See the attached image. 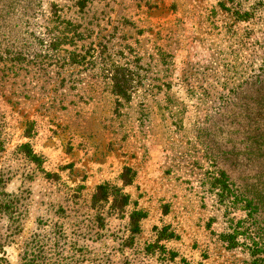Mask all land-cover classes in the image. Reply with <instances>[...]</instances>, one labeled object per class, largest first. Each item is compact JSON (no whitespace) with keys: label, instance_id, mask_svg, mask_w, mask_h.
Wrapping results in <instances>:
<instances>
[{"label":"rangeland","instance_id":"1","mask_svg":"<svg viewBox=\"0 0 264 264\" xmlns=\"http://www.w3.org/2000/svg\"><path fill=\"white\" fill-rule=\"evenodd\" d=\"M76 1L0 0V178L22 197L23 240L40 222L62 228L67 264H252L264 149L232 117L258 112L248 96L264 77V0ZM118 77L126 99L112 94ZM104 183L129 196L124 215L90 206ZM134 211L145 216L124 251ZM8 226L0 215V236ZM150 244L174 260L147 259Z\"/></svg>","mask_w":264,"mask_h":264},{"label":"trees","instance_id":"2","mask_svg":"<svg viewBox=\"0 0 264 264\" xmlns=\"http://www.w3.org/2000/svg\"><path fill=\"white\" fill-rule=\"evenodd\" d=\"M75 5L77 8L83 9L85 2L84 0H78ZM5 27L6 26H4V29ZM62 41L64 42V40ZM71 56L76 57L75 52H73ZM1 58L4 60L6 56L1 55ZM261 69V73H264V67ZM119 72L115 71V74H119ZM109 82L111 83L110 85L113 91L112 94L114 96L120 99L127 98V90L130 88L128 87L129 82L126 81L124 77L113 78L110 79ZM248 97L250 98V101L255 104L254 107L257 108L258 112L250 116L248 112L244 110L243 114H241V112L239 114H234L232 121H239L238 123L241 126L240 129H243L244 132L248 133L249 139L253 143H249L251 148H254L255 151L259 152L264 149V77L261 78L259 86H257L254 92ZM243 104V106H249L247 103ZM28 133L29 129L26 131L27 137L29 136ZM18 150L21 152L26 162H29L34 165L36 169L43 172L46 180L55 181L57 177L56 174L45 172L42 169L43 161L41 157L33 152L29 144H21L18 147ZM259 160H262L261 156L259 157L255 152H253L252 165L254 161ZM263 172L264 171L257 170V173H253L252 179L260 180L256 177H259ZM129 173V169H124V175L121 176L122 181L126 185L131 183ZM228 178L229 177L227 176L223 177L225 180L221 181L224 188H227L226 185L228 183ZM8 181L9 180L7 179L3 180L0 178V215L4 217L9 224V226L6 227V234L4 236H0V264H67L65 262L67 261V258L60 256L62 253H58L60 247L57 246V244L59 241L64 240V236L62 235V228L57 224L52 225L48 228V231H45L46 226H42V224L38 222L35 229L36 233L32 234L27 240H23L24 228L22 221L25 215V209L22 205H20L23 200L20 195H15L5 191L7 185L9 184ZM258 183L262 182H255L256 187H258ZM258 189L259 188H257V191ZM109 204L110 206L107 208L108 211L107 213L105 212V214L109 217L115 214L117 216H122L125 214V209L129 205V196L124 194L122 190L111 187L106 183L97 186L95 193L91 196L90 206L97 210L99 213L98 218L103 216L105 207ZM109 213L111 215H109ZM144 216L145 215L141 211H134L130 214V222L128 223L127 229L129 234H125V237L121 238V242L119 244L121 250L130 249L133 246V237L139 234L140 221L144 219ZM102 220L104 219L102 218ZM98 224L102 226L103 222H98ZM233 233H235V230ZM233 233L227 235L229 239L224 240L230 245V249L238 246L239 244L236 236H232ZM12 246H17V249L19 250L17 259L14 262L9 259L6 252V249ZM249 246L251 247L250 250L253 253V256L251 255L253 258L252 264H261L264 262V241L253 238L252 241L249 242ZM145 252L146 254L144 255L148 257L147 259L157 256L161 260H174V256L170 258V254H168V251L163 246H158L156 244L146 246Z\"/></svg>","mask_w":264,"mask_h":264}]
</instances>
